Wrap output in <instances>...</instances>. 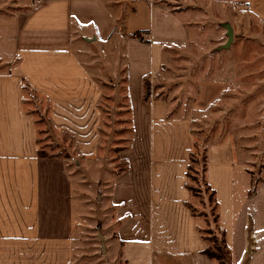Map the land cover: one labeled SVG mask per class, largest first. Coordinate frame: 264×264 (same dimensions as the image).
Instances as JSON below:
<instances>
[{"label":"crops","instance_id":"crops-1","mask_svg":"<svg viewBox=\"0 0 264 264\" xmlns=\"http://www.w3.org/2000/svg\"><path fill=\"white\" fill-rule=\"evenodd\" d=\"M165 1L27 0L32 8L16 15L13 55L0 73V264H214L191 209L192 123L170 116L165 100L146 101L144 82L162 70L167 51L189 43L196 9L242 6L264 21V0H189L196 8L184 11ZM92 38L121 42L133 123L121 153L129 168L115 186L120 238L102 235L103 259L96 223L81 219L76 203L81 174L96 177L89 164L103 147L104 85L80 54ZM25 88L49 104L54 133L68 138L55 141L71 156L41 153ZM207 156L233 264H264V179L251 189L233 143Z\"/></svg>","mask_w":264,"mask_h":264},{"label":"rangeland","instance_id":"rangeland-1","mask_svg":"<svg viewBox=\"0 0 264 264\" xmlns=\"http://www.w3.org/2000/svg\"><path fill=\"white\" fill-rule=\"evenodd\" d=\"M26 1L0 0V73L13 55L16 15L32 8ZM165 4L178 11L196 8L189 0H168ZM196 10L200 16L193 19L196 29L191 40L183 47L167 51L162 70L146 79L148 88H144V95L148 100H165L170 116L191 121L196 139L189 174L191 208L200 221L203 236L221 241L215 199L206 180L207 154L210 148L225 141L233 143L242 164L238 171L243 168L250 176L251 189L264 179V21L242 6ZM229 29L233 31L231 43ZM91 40L87 51L80 54L104 85L103 147L96 163L89 164L96 177L90 179L81 174L76 203L81 219L96 223L92 238L99 249L98 258L103 259L102 235L120 238L118 230L122 222L116 208L119 198L115 186L117 178L129 168L121 153L129 149L133 123L121 42L112 47L108 42ZM25 109L35 115L41 153L71 156L66 146L55 141L67 143L68 138L54 133L48 117L49 104L28 88H25ZM238 182L241 184L240 179Z\"/></svg>","mask_w":264,"mask_h":264},{"label":"trees","instance_id":"trees-1","mask_svg":"<svg viewBox=\"0 0 264 264\" xmlns=\"http://www.w3.org/2000/svg\"><path fill=\"white\" fill-rule=\"evenodd\" d=\"M144 88H148L146 80L144 82ZM144 99L147 101L148 96L144 95ZM192 155H191V162H192ZM190 170H191V166L189 167V170H188V178L189 179H190V175H189ZM188 188H189V191L191 192V195H192L191 186L189 185ZM209 189L211 190L210 187H209ZM211 191H212V196L215 199V192L213 190H211ZM215 211L218 212V203H217L216 199H215ZM192 212L194 213L193 209H192ZM216 221L218 223V213L216 216ZM219 229L221 230L220 227H219ZM221 237H222L221 241H219L214 236L210 237V239L205 237L210 243V247L207 249L206 253L214 262L218 261L220 264H231V260H232L231 249L229 248V246L226 243L223 231H222Z\"/></svg>","mask_w":264,"mask_h":264},{"label":"water","instance_id":"water-1","mask_svg":"<svg viewBox=\"0 0 264 264\" xmlns=\"http://www.w3.org/2000/svg\"><path fill=\"white\" fill-rule=\"evenodd\" d=\"M228 35H229V43H231L233 40V31L231 29H229Z\"/></svg>","mask_w":264,"mask_h":264}]
</instances>
